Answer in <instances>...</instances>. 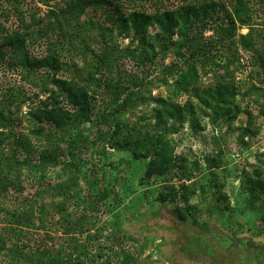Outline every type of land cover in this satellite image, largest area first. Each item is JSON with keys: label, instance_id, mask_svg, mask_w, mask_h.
Returning a JSON list of instances; mask_svg holds the SVG:
<instances>
[{"label": "trees", "instance_id": "1", "mask_svg": "<svg viewBox=\"0 0 264 264\" xmlns=\"http://www.w3.org/2000/svg\"><path fill=\"white\" fill-rule=\"evenodd\" d=\"M260 13L264 15V0H0V65L18 70L25 84L33 89L42 85L51 89V94L40 99L28 112L27 119L34 125L30 133L17 128L21 121L12 110L11 100L19 89L9 88L3 94L6 97L0 98V193L22 187L19 173L24 168L43 178L51 169L60 166L73 175L62 188L79 187L81 167L89 160L82 155L88 152V147L96 145L103 151L109 147L129 152L134 160L148 159L141 183L149 184L154 178H163V189L156 199L166 204L176 203L181 198L188 205L196 190L185 183L176 187L172 180H192L201 166L194 160L189 167L188 158L175 153L170 135L177 133L187 121L192 129L198 128L200 113L210 116L213 123L220 118L230 123L242 113L238 101L240 86L232 77L236 73L233 67L238 53L233 51L231 57L224 54V63L218 61V57H223L220 52L232 47L240 46L254 56L259 85L252 83L242 97L246 98L244 101L250 99L257 106L261 105L260 111L264 112V50L254 28ZM12 19L15 23L9 26ZM244 27L248 32L238 33ZM34 35L36 41L43 42V52L31 46ZM121 37L131 39L130 44L136 43V46L124 47ZM168 53L174 55L172 62L160 64L158 57ZM79 56L91 67L85 82L93 83L97 93H109L108 103L98 104L88 83L59 76L67 59L78 76L77 63L73 59ZM125 57L132 59L136 67L129 69L127 64V68L123 67L122 58ZM151 67L157 69L156 74H160L163 83H170L176 94L189 95L184 105L165 98L157 99L154 116L163 132L154 134L143 132L137 124L130 125L125 117L145 86V76H151ZM201 69L205 75L214 71V85L207 88L198 85ZM244 113L249 119L240 141L247 146L245 137L254 132L255 122L250 110ZM88 123L95 132L92 140L84 129ZM206 161L211 170L219 165L214 157H207ZM87 175L85 173L86 178ZM241 179L245 208L258 215L256 230L258 235H264V170L261 167H255L252 172L243 169ZM210 185H218L215 177ZM198 189L203 193L208 190L205 184ZM88 193L91 212H96L99 203L118 196L115 187L109 188L100 181L96 183V191ZM223 197L229 201L227 195ZM217 203L213 205L214 210L219 207ZM187 207L177 204L175 211L181 219L188 220L191 209L198 212L196 206ZM90 214L86 212L80 217L82 224L77 226L82 234L88 230L85 219ZM32 217L30 212L15 211L9 223L14 230H21L30 225ZM114 227L115 232H119L117 222ZM15 233L18 240L12 246L0 234V253L9 251L16 264H29L35 255L43 257L48 251L46 240L54 239L45 234L36 240V246L30 249L32 252L27 253L25 249L30 248L32 234L23 239L21 232L16 230ZM113 234L114 243L121 241L120 236ZM76 246L73 253L78 252V258L56 257L51 263H88L87 257L93 255L85 249L87 244ZM103 250L90 261H103L106 256ZM119 253L128 258L125 250ZM108 263L109 260L104 262ZM39 264H45L44 260H39Z\"/></svg>", "mask_w": 264, "mask_h": 264}, {"label": "rangeland", "instance_id": "2", "mask_svg": "<svg viewBox=\"0 0 264 264\" xmlns=\"http://www.w3.org/2000/svg\"><path fill=\"white\" fill-rule=\"evenodd\" d=\"M42 8L46 9L45 6ZM260 14L256 17L258 23L254 28L259 44L264 50V34L262 33L264 15ZM14 23L15 19H12L8 25L11 26ZM247 32L248 28L245 27L238 30V33ZM33 38L35 40L36 35ZM120 41L124 47L136 46V43L130 44L129 38L121 37ZM31 46L39 52L45 49L41 41L35 40ZM230 49L220 52L223 57H218V61L221 60L224 63V54L231 57L233 51L238 53V60L233 67L236 73L232 77L235 78L237 86H240L238 101L241 103L242 113L230 123L225 122L223 118L213 123L210 116L200 113L198 128L192 129L190 122L187 121L177 133L170 135L176 147L175 153L186 156L189 167H192L194 160H197L201 166L194 172L192 180L180 178L172 180V184L176 187L185 183L196 190L195 194L190 196L188 205H185L181 198H178L176 203L166 204L156 199L163 189V183H161L163 178H154L149 184L141 183L148 159L134 160L129 152L115 151L109 147L103 151V148L98 149L95 145L88 147V152L82 155L89 160L81 167L79 187L62 188V185L73 175L70 171L61 169L60 166L51 169L43 178L42 175L24 168L19 173L22 187L19 190L12 188L7 193H0V234L6 238L7 244L9 246L17 244L16 230L21 232L23 239L31 233L33 240L29 242L30 248L25 249L27 253H31L30 249L36 246V240H40L45 234L53 237V240L51 238L46 240L47 254L43 257L35 255L31 262L28 261L29 264H39L41 259L45 264H52V258L56 257L78 258V252L73 253L78 243L87 244L84 248L93 255V257H87L86 264H104L107 260H109L108 264H225L227 260L219 262L216 259L214 249L216 252L218 249H228L237 242L249 243L255 249L264 251V235H258L255 226L259 224L258 215L245 208L246 196L241 184L243 169L252 172L255 167H261L264 170V112L260 111V104L257 106L250 99L244 101L246 98L242 97L252 83L259 85V77L256 74L257 67L254 66L252 53L243 50L240 46ZM158 59L160 64L170 63L174 55L168 53L165 57L160 56ZM73 60L77 63L78 76H75L74 68L67 62L68 59L64 60L59 76L68 80L75 79L83 84L88 83L85 81L89 78L90 65H87L80 56ZM89 60L92 62L91 59ZM122 60L123 67L127 68L126 64L129 69L136 67L129 57ZM156 72L157 69L151 67V76H145L144 88L142 87L138 92L134 107L125 115L130 125L137 124L142 127L143 132L149 131L152 134L163 132L161 125H156L154 116L158 107L157 99L165 98L180 105H184L189 99V95L184 92L176 94L170 83H163L160 74ZM213 72L205 75L204 71L200 70L198 85L201 88L214 85ZM43 82L45 84V81ZM88 84L89 91L94 94L98 104L110 101L109 93L105 91L97 93L95 85ZM42 86L33 89L25 84L18 70H10L5 65H0V98L6 97L3 94L9 88L19 89L11 100V105L12 110H15V116L21 121L17 128L25 133H30L34 128L27 119L28 112L40 99L51 94L49 86ZM192 99L196 103L197 100ZM246 109L253 113L255 123L254 132L245 137L248 144L244 146L240 141V135L244 132L243 128L248 126L249 116L244 113ZM90 125L88 123L84 129L92 140L95 132ZM45 146L48 147L46 144ZM63 146L66 148L67 144ZM207 157L216 158L219 165L212 170L209 169L206 163ZM85 173L89 174L87 178ZM214 177L218 185L212 186L210 184ZM99 181L109 188L115 187L118 196L113 195L105 202L99 203L96 206V209L98 207L96 212H91L88 206V192H95L96 183ZM201 184H205L206 189L208 186L212 187L203 193L198 189ZM224 195L228 196L229 201H225ZM216 202L219 207L214 210L213 205ZM177 204L187 209V206H196L198 212H193L191 209L190 218L183 219L187 223L180 222L173 214L176 213ZM22 210L32 214L31 223L28 227H22L21 230L19 228L14 230L15 227L9 221L15 211ZM86 212L87 215L91 214L85 219L88 230L82 234L77 225L82 224L80 217L83 214L85 216ZM196 219L198 221L194 223ZM115 222L119 224L117 233L114 227ZM113 233L115 236H120L121 241L114 243ZM102 249L106 254L104 260L90 261ZM121 250L129 253L128 258H123L119 253ZM11 256L9 251H2L0 264H16L11 260ZM229 263L235 264L234 261Z\"/></svg>", "mask_w": 264, "mask_h": 264}, {"label": "flooded vegetation", "instance_id": "3", "mask_svg": "<svg viewBox=\"0 0 264 264\" xmlns=\"http://www.w3.org/2000/svg\"><path fill=\"white\" fill-rule=\"evenodd\" d=\"M203 226L206 227L205 225ZM261 250L255 249L249 243L242 244L237 242V244L231 245L228 249H218L217 252L214 249V253H216V259L219 262H226L227 260L225 264H228L229 261H234L235 264H264V251Z\"/></svg>", "mask_w": 264, "mask_h": 264}, {"label": "water", "instance_id": "4", "mask_svg": "<svg viewBox=\"0 0 264 264\" xmlns=\"http://www.w3.org/2000/svg\"><path fill=\"white\" fill-rule=\"evenodd\" d=\"M173 214H174V217H175L178 221L183 222V223H187L186 221L184 222V220L181 219V218H180L175 212H174Z\"/></svg>", "mask_w": 264, "mask_h": 264}]
</instances>
